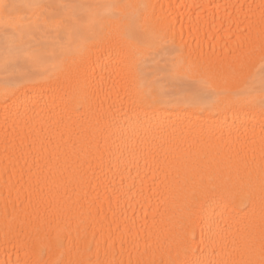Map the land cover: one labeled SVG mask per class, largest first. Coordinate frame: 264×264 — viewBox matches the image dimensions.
<instances>
[{
  "label": "bare ground",
  "instance_id": "bare-ground-1",
  "mask_svg": "<svg viewBox=\"0 0 264 264\" xmlns=\"http://www.w3.org/2000/svg\"><path fill=\"white\" fill-rule=\"evenodd\" d=\"M0 264H264V0H0Z\"/></svg>",
  "mask_w": 264,
  "mask_h": 264
}]
</instances>
